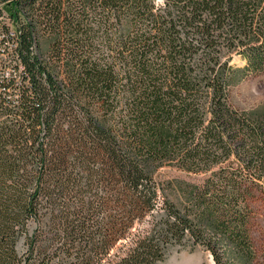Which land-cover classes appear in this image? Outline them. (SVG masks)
Masks as SVG:
<instances>
[{"label": "trees", "instance_id": "16d2710c", "mask_svg": "<svg viewBox=\"0 0 264 264\" xmlns=\"http://www.w3.org/2000/svg\"><path fill=\"white\" fill-rule=\"evenodd\" d=\"M2 12L0 264H160L186 245L249 264L264 115L228 93L264 72V0H0ZM165 165L209 174L161 181Z\"/></svg>", "mask_w": 264, "mask_h": 264}, {"label": "rangeland", "instance_id": "374dc122", "mask_svg": "<svg viewBox=\"0 0 264 264\" xmlns=\"http://www.w3.org/2000/svg\"><path fill=\"white\" fill-rule=\"evenodd\" d=\"M6 14L0 15V23L5 21ZM11 32L13 29H10ZM44 48V47H43ZM232 63L242 65L244 61L234 55ZM7 73L10 69L6 70ZM228 102L232 108L247 114L264 115V72L252 73L236 85L228 93ZM163 181L172 178L184 179L200 183L209 174H191L176 166L165 165L156 172ZM254 218L251 235L254 242V257L249 264H264V184L259 186L254 203ZM160 264H215L209 251L201 245L191 248L190 245L170 247Z\"/></svg>", "mask_w": 264, "mask_h": 264}]
</instances>
